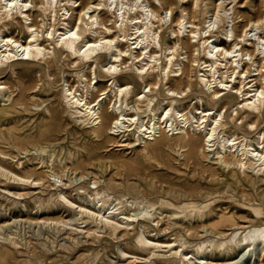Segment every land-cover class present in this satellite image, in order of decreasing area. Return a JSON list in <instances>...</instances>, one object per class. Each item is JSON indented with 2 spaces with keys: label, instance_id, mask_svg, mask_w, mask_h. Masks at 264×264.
Returning a JSON list of instances; mask_svg holds the SVG:
<instances>
[{
  "label": "bare ground",
  "instance_id": "bare-ground-1",
  "mask_svg": "<svg viewBox=\"0 0 264 264\" xmlns=\"http://www.w3.org/2000/svg\"><path fill=\"white\" fill-rule=\"evenodd\" d=\"M157 2L159 5L154 0H0V95L11 101L0 109V188H41L35 193L39 197L46 192L43 188L57 186L53 190L59 191L58 198L67 207L79 209L101 225L95 229L87 225L85 233L99 239L97 230L103 228L109 238L123 242L120 253L131 263L142 254L146 260L155 256V264H238L240 248L252 247L261 239L264 242V225L249 222L242 227L236 223L242 204L248 206L258 198L264 201V190L258 196L248 190L264 183V29L259 25L264 1L250 2L257 13L255 19L234 10V21L238 15L246 21L242 26L234 24L232 39L226 37L223 26L214 30L202 20L211 12L206 6L216 13L225 2ZM232 3L236 5V0ZM162 10L170 12L169 21L164 22ZM252 28L260 30L257 39L250 37ZM64 62L77 69L78 85L64 80L61 105L89 133L93 151L105 138H120L118 146L133 148L139 145L129 142L133 138L141 142L142 151L151 154L161 156L168 149L175 150L184 156V166L207 175L210 182L205 187L178 184L185 197L181 201L159 202L161 207L183 214L181 221L186 219V224L173 229L166 222L158 227L163 220L157 211H149L156 203L130 200L123 194L106 195L90 191L83 183L75 184L76 173L90 163L93 154L85 160L69 153L65 160L70 162L64 165L54 155L29 163V159L19 158L21 154L6 151L27 152L28 145L44 151L38 142L47 135L46 127L59 120V110L43 108L37 125L30 129L34 132L23 136L14 126L6 134L1 129L5 123H16L20 115L42 107L45 101L29 95L37 86L10 85L1 76L21 80L48 69L45 76L51 77L53 69H60ZM41 64L48 68L37 66ZM48 84L52 86L49 80ZM14 87L18 88L16 97ZM203 159L213 160L215 167L202 166ZM67 167L75 176L65 181ZM72 192L89 195L92 208L77 206L71 201L76 196ZM12 194L27 197L30 193ZM204 195L213 197L198 203L197 197ZM253 211L257 219L264 218L261 208ZM231 229L232 238L227 240L226 231ZM154 232H165L174 239L156 242L147 236ZM208 232L226 239L215 243L207 238ZM193 238L197 239L191 243L188 239ZM5 240L7 249L0 252L1 262L19 260L14 254L22 256L20 264L43 262L44 252L33 249L27 256L28 252L20 251L19 242L10 237ZM187 243L192 250L184 252ZM169 247L170 257L155 255L158 249ZM209 252L210 258L204 256ZM263 252L249 264H264ZM81 260V264H90Z\"/></svg>",
  "mask_w": 264,
  "mask_h": 264
},
{
  "label": "rangeland",
  "instance_id": "rangeland-1",
  "mask_svg": "<svg viewBox=\"0 0 264 264\" xmlns=\"http://www.w3.org/2000/svg\"><path fill=\"white\" fill-rule=\"evenodd\" d=\"M93 1L95 3L99 2V0ZM154 1L158 4L157 0ZM232 1L233 0H219V2H225V4L224 7L217 10L216 13L213 11V7L206 6L205 8H210L211 12L202 18V20L204 19L207 22V26L212 27L214 30H216L218 26H223L225 28L224 33L226 37L230 39L233 38L234 24L239 23L238 26H242L246 21L244 20L242 22L241 20L243 18H240V15H238V19L234 21V10L241 13V15L246 18L250 17L255 19L257 17L256 10L250 6L252 0H236V5L235 3L229 4ZM255 1L259 2V0ZM78 3H80V1ZM180 4L182 5L181 1ZM203 6H205V4H203ZM263 14L264 7L260 15ZM161 15L165 18L164 22L169 21L170 12L167 13L166 10H162ZM259 25L264 29V18ZM166 27L167 25H164V28ZM248 28L250 29L251 25H249ZM252 29L253 31L250 32V37L252 39H257L260 30L256 28ZM68 63L69 62L61 63L62 66H60V69H53V73H50L53 75H50L51 77L45 76L46 72L44 71L38 72L35 76H29L21 80L8 74L1 76L2 81L10 83V85L22 82L27 88L37 86V88L30 92L31 94L28 92L29 95L36 96L37 99L45 101L42 107L32 108V112H25L20 115L16 123H5L1 129L6 134H8V128L14 126L20 130L23 136L34 132L30 129H33L37 125L43 108L51 107L52 109L58 108L59 110L57 112L59 120L52 122L51 125L46 127L47 135L38 142L39 146L45 148L44 151L35 149L33 145H28L26 147L28 149L27 152L23 150L19 153L17 149L9 151L10 148L4 146L6 149L9 148L6 151L12 153V155L21 154L19 158L24 162H28L29 159V163L35 158L49 160L50 156L54 155L53 158L58 160V162L62 160L64 165L70 162L65 160L66 157L70 155L69 153H74L77 157L82 156L85 160L89 159V154H93L90 163L84 165L83 167L85 168L76 173V178H74L75 184L83 183L89 187L90 191H99L106 195L117 196L123 194L126 198H130V200H147L156 203L154 209H149V211H157L159 218L163 220L159 222L158 227L166 222L172 225L173 229L178 228L183 222L186 224V219L181 221L184 216L183 214L174 213L164 206L161 207V203L159 202L170 201L175 203L182 198L183 195L180 193V186H178V184H199L203 187L207 186L210 182L207 175H204L200 169H194L193 166H184V156L178 154L175 150L168 149V154H161V156L160 154H151L150 152L142 151L140 146L141 142H137L136 139L133 138L129 142L131 144L135 142L139 144L133 148L118 146L122 143L120 138H112L110 141L105 138L106 142H100L98 147L95 146V150L93 151V145L91 142H88L89 133L75 122L70 113L66 110L67 107L61 105L60 89L64 80H67V83L71 86L76 87L78 85L75 76L77 69L71 68L72 66ZM37 66L48 68L44 64ZM46 74H49L48 69ZM47 80L51 81L52 86H49V84L47 85ZM46 88H50L51 91L46 93L44 91ZM14 90H16L14 93V97H16L18 95V88L14 87ZM10 105L11 101H5L0 95V109ZM166 162H168L169 165ZM212 163L213 160L203 159L202 166L210 167L213 166ZM65 171L66 177L64 179L66 181V178L70 177L72 173L68 167ZM81 172L84 174L83 177H81ZM93 181L97 182L96 185L92 184ZM256 182H258V179H256ZM51 183H53V181H51ZM56 188L57 186H52L50 189L43 188L46 192L42 194L43 196H39L43 200L38 199V194H35L40 192L41 188L38 190H25V187H19L10 188V191L5 190L4 186L0 188V252L7 249V241L5 239L10 237L20 243V251L28 252L26 254L27 256L33 249L44 252V258L41 264H81V259L79 258L81 255H88L84 259L90 262V264H130L131 261L126 259V254L120 253V251L124 249V245L119 239L109 238L103 228L97 230L101 232L97 235L99 239H94L85 233L87 228L95 229L97 226L101 227V225L88 219V215L79 212V209L67 207L64 200L58 198L59 191L56 193V190H53ZM248 190L253 192L255 196H258L262 193V190H264V183L259 182L256 186ZM13 192L30 194L27 197H19L13 195ZM48 193L50 194L48 195ZM72 193L76 196H74L71 201L77 206L80 205L85 208H92V201L89 195L80 192ZM236 193H238V191H236ZM51 194H54V196L51 197ZM212 197L213 196L210 195L208 197L207 195L202 197L198 196L197 202L202 203L207 200L209 201V198ZM107 199L106 197L105 200ZM249 203L250 205L248 206L242 204V207L238 209L236 223L240 224L242 227L249 226V222L255 225H264V218L257 219L256 213L253 211L254 208H261L264 212V201L258 198ZM106 209L107 207H105V210ZM145 213L146 211H143V214ZM161 213L162 215L160 216ZM154 219L155 216L153 217V220ZM153 224L156 229L157 223L154 222ZM85 226H87V228H85ZM138 231L140 233L141 229L138 228ZM226 232L229 235L227 240L231 239L233 230L231 229ZM155 234L156 232L147 236L160 243L171 242L174 239L173 236L165 235V232H161L157 235ZM133 235H135V233ZM207 238L212 239L215 243L226 239L224 237H216L210 232H208ZM194 239L197 238L188 240L192 243ZM131 242H133V240ZM91 243H93L92 245L94 246L88 251L86 248L91 247ZM191 243H187L186 247L188 249H185L184 252L192 250V248L190 249L189 247ZM248 244H250V242ZM172 245L176 244L172 243ZM170 249V247L160 248L156 251L155 255H159L161 258L166 259L171 256V252H169ZM263 251L264 242L261 239L252 245V247L246 248L244 246L240 248L236 254V256L238 255L236 260L238 264L253 263ZM210 253L211 252H209V255L204 256L210 258ZM14 256L19 260L22 258V256L17 254H14ZM135 257L137 261L131 264H155V256H150L147 260L145 259L146 256L142 254L136 255ZM19 260L14 259L8 261V259H6L4 262L0 261V264H20Z\"/></svg>",
  "mask_w": 264,
  "mask_h": 264
}]
</instances>
